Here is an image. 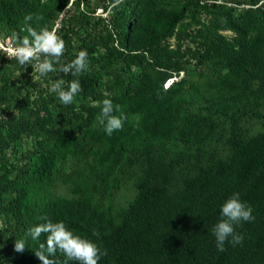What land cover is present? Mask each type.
Returning a JSON list of instances; mask_svg holds the SVG:
<instances>
[{"label": "trees", "instance_id": "trees-1", "mask_svg": "<svg viewBox=\"0 0 264 264\" xmlns=\"http://www.w3.org/2000/svg\"><path fill=\"white\" fill-rule=\"evenodd\" d=\"M68 1L0 0V34L28 35V14L51 29ZM89 2L72 0L58 28L61 63L89 54L79 77L32 79L0 52V264H42L34 251L47 234L26 231L42 217L106 250L98 264H264V109L253 134L215 119L237 125L238 110L264 107V0H100V13L77 17ZM77 78L72 104L46 89ZM105 99L127 117L111 136L99 123ZM22 137L31 144L10 162ZM134 165L133 196L115 214L108 190ZM237 192L255 220L236 226L242 245L218 252L212 229Z\"/></svg>", "mask_w": 264, "mask_h": 264}, {"label": "clouds", "instance_id": "clouds-1", "mask_svg": "<svg viewBox=\"0 0 264 264\" xmlns=\"http://www.w3.org/2000/svg\"><path fill=\"white\" fill-rule=\"evenodd\" d=\"M123 0H115L112 7H117ZM63 17V12L60 13ZM32 14L24 17L25 30L28 35L20 38L15 33L7 41V44L0 43V50L9 57L14 58L20 65L33 64L41 77L57 70L74 77H79L87 70L89 60L87 50H80L76 57L69 63H61V57L65 53L66 43L58 34L59 23L51 29L45 27L37 31L30 22L33 21ZM38 19V17H37ZM56 65H59L57 69ZM67 83V88L64 85ZM80 80L74 79L69 82L64 80L56 81L49 89L56 93L59 101L64 105L73 103L74 97L82 91ZM101 117L99 123L103 126L104 132L111 136L113 132L122 130L126 115L121 111L119 104L114 105L110 99L102 102ZM119 112V115L115 113ZM253 209L247 202L242 201L240 193H233L221 206V219L213 226L212 233L215 237L218 252L225 251V243L233 246L242 245L244 236L236 232V226L241 222H252L255 220ZM44 223L28 228L27 235L33 241H39L42 234H47L46 244L39 243L35 256L42 264H69L70 261L76 264H98L101 258L107 255L98 245L89 239L76 235L63 221L52 222L46 217ZM14 250L22 253L25 250V241L16 240ZM60 254L63 259L57 258ZM51 257V258H49Z\"/></svg>", "mask_w": 264, "mask_h": 264}, {"label": "rangeland", "instance_id": "rangeland-1", "mask_svg": "<svg viewBox=\"0 0 264 264\" xmlns=\"http://www.w3.org/2000/svg\"><path fill=\"white\" fill-rule=\"evenodd\" d=\"M72 0H69L66 4V6L62 9L61 12H63V17H60V14L58 18L55 21V25H57V22L59 23V26L62 21L66 22L69 20L70 16L72 13H74V7L71 3ZM219 1V0H217ZM90 8L93 10V12H85L80 5V9L76 13L77 17H83L86 14L90 15L93 17L97 13H100L101 7L99 6L100 0H90ZM82 8V9H81ZM60 12V13H61ZM106 12H101V14H105ZM10 38V35L7 33L0 34V43H5L7 44L8 39ZM0 52L7 58L9 57L4 51L0 50ZM14 65L16 67H22L21 68V73H25L27 75H30L32 79L38 78L37 74H35L36 68H35V62L33 64H25V65H20L17 60L14 61ZM16 73H18V70H15ZM182 73L180 72L178 75H181ZM21 77L24 76V74L20 75ZM177 78V77H176ZM169 81H165L164 84H167ZM43 86V84L41 85ZM52 87V82L49 81L47 83V91ZM249 106L255 108L256 110H252V112L247 108L248 106L246 105L243 110H238L236 113V117L238 119L237 125H234V120L235 118H229L225 117L224 115L221 114H216V122H221L222 125L226 128L229 129V127H235L237 130L244 131L247 134H253L257 131H261L263 129L261 121L263 120V116H258L256 114H262L263 115V109L264 107L262 106H256L254 107L252 103H249ZM20 146L19 147H13V148H8L6 150V155L7 158L10 162H19V159L17 158L21 151H23L24 148L29 147L31 144V141L28 138L22 137L20 139ZM74 166V161L73 160H68L65 169L68 170L71 167ZM134 170H135V165L132 168H128L125 172H122L121 174H118V177L116 179V183H113L112 187L108 190V195H107V200L109 201L110 205L113 208V213H117L123 206L126 205V203L131 199L133 196L134 190L132 187V182L134 178ZM54 192L60 193V194H66V187L64 183L57 181Z\"/></svg>", "mask_w": 264, "mask_h": 264}]
</instances>
